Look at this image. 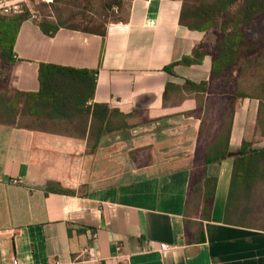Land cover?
I'll use <instances>...</instances> for the list:
<instances>
[{
	"label": "crops",
	"instance_id": "obj_1",
	"mask_svg": "<svg viewBox=\"0 0 264 264\" xmlns=\"http://www.w3.org/2000/svg\"><path fill=\"white\" fill-rule=\"evenodd\" d=\"M181 6L132 0L104 36L23 22L12 89L37 91L40 63L97 70L92 102L121 116L99 140L90 118L0 124V264H264V224L227 214L242 143L264 148V102L193 88L209 81V55L165 71L209 36L179 24Z\"/></svg>",
	"mask_w": 264,
	"mask_h": 264
},
{
	"label": "trees",
	"instance_id": "obj_2",
	"mask_svg": "<svg viewBox=\"0 0 264 264\" xmlns=\"http://www.w3.org/2000/svg\"><path fill=\"white\" fill-rule=\"evenodd\" d=\"M79 5L86 8L79 14L88 13L97 18V23L102 9L111 7L104 0H53L51 14L39 19H34L29 11L0 12V124L42 130L55 120L77 119L83 123L90 118L99 140L104 132L110 131L111 117L121 116L107 105L92 102L97 70L40 63L37 91L21 92L9 86V71L17 59L14 47L23 22L33 18L41 31L49 36L59 28L105 35V25L97 27L94 19V28L74 23L76 15L70 7L74 9ZM179 24L209 36L195 45L191 56L167 66L165 71L172 72L176 65L200 64L209 55V81L199 85L189 83L193 88L200 92L222 94L229 99L250 97L249 91H252L260 102H264V0H182ZM223 156L216 160H221ZM211 162L206 158V165ZM195 175H201L206 183H211L209 197L212 199L215 180L209 179L206 168L197 169ZM262 187L264 148L253 149L243 142L233 162L227 214L238 224H264V209H256L257 196ZM56 191L73 193L60 188ZM257 212L261 216L251 219Z\"/></svg>",
	"mask_w": 264,
	"mask_h": 264
},
{
	"label": "rangeland",
	"instance_id": "obj_3",
	"mask_svg": "<svg viewBox=\"0 0 264 264\" xmlns=\"http://www.w3.org/2000/svg\"><path fill=\"white\" fill-rule=\"evenodd\" d=\"M94 1L97 2V0H94ZM104 1L106 5L109 4V6L111 7L106 8L104 10L102 9V12H101L102 15L98 23H97L98 20H95L97 18L90 16L88 13L79 14L80 12H83V11L85 12L86 8H83L80 5L79 7H75L74 9L70 7L71 9L70 11H72L76 15L74 19V23L82 25L83 27L87 26L88 28H94L95 26H93L94 24H92L93 19L95 23H97L95 24L97 25V27L109 21L122 20L126 18L128 7L132 0H104ZM16 3L18 4L19 9L22 12L29 11L34 16V19H39L43 16L50 15L52 11L50 5L42 3L38 0H19ZM117 4H119V6H117ZM257 199L258 201L256 202V205H257L256 209L257 210L264 209V187L259 189ZM260 216L261 214L257 212V213H254V215H252L251 219L256 220Z\"/></svg>",
	"mask_w": 264,
	"mask_h": 264
},
{
	"label": "built area",
	"instance_id": "obj_4",
	"mask_svg": "<svg viewBox=\"0 0 264 264\" xmlns=\"http://www.w3.org/2000/svg\"><path fill=\"white\" fill-rule=\"evenodd\" d=\"M38 1L45 3L47 5H50L53 2V0H38ZM0 12H2L3 14H10V13H21L22 11L19 9V6L16 2L7 4L3 1H0ZM33 18H34V16H33ZM153 246H154V243L151 242L150 247H153ZM168 248H169V246L166 244H160L159 245V249L161 251H165ZM85 254L90 255V258L92 260H95V258L89 253L88 249H84L81 253V256H83ZM13 264H18V261L16 259H14Z\"/></svg>",
	"mask_w": 264,
	"mask_h": 264
}]
</instances>
